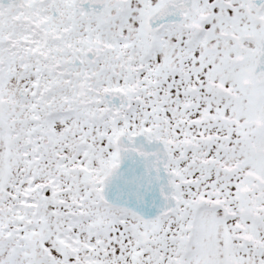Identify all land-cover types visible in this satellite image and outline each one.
<instances>
[{"label": "snow or ice", "instance_id": "1", "mask_svg": "<svg viewBox=\"0 0 264 264\" xmlns=\"http://www.w3.org/2000/svg\"><path fill=\"white\" fill-rule=\"evenodd\" d=\"M0 264H264V0H0Z\"/></svg>", "mask_w": 264, "mask_h": 264}]
</instances>
